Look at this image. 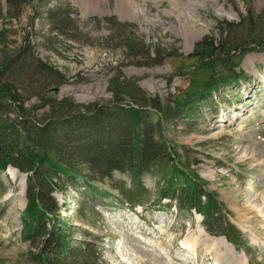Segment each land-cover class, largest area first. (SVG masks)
Returning <instances> with one entry per match:
<instances>
[{
	"label": "rangeland",
	"instance_id": "374dc122",
	"mask_svg": "<svg viewBox=\"0 0 264 264\" xmlns=\"http://www.w3.org/2000/svg\"><path fill=\"white\" fill-rule=\"evenodd\" d=\"M128 1L132 9L121 0H0V91L17 98L0 99V123L21 134L15 156L26 141L43 142L72 161L78 146L126 135L131 106L167 148L144 174L148 191L134 213L122 214L112 199L103 205L81 181L55 180L71 244L55 254L42 252L51 250L48 231L30 237L25 226L32 173L8 166L0 174V264H41L44 255L52 264H264V0ZM212 83L217 90H204ZM201 91L206 98L182 113L178 102ZM83 158L75 163L88 172ZM94 180L110 197L132 184L120 171ZM198 192L220 202L205 223L194 209L182 214ZM248 208L256 219H245ZM155 210L169 222L152 220ZM189 237L198 239L193 250ZM216 240L219 256L206 248Z\"/></svg>",
	"mask_w": 264,
	"mask_h": 264
},
{
	"label": "trees",
	"instance_id": "16d2710c",
	"mask_svg": "<svg viewBox=\"0 0 264 264\" xmlns=\"http://www.w3.org/2000/svg\"><path fill=\"white\" fill-rule=\"evenodd\" d=\"M263 28L262 31L261 28L259 29L260 34H264ZM252 34L254 33H249L251 36ZM241 75L242 74L238 73L236 77L241 78ZM57 84H60V81ZM209 86L211 88H207ZM49 87L50 86H43L42 90H48ZM207 87L205 86L204 90L207 91L210 89L209 91H212L211 89H217L218 85L212 83ZM203 92L201 91L198 97L194 93L192 95L188 94L184 101L178 102L181 112L188 114L190 111L189 106H191L194 101L204 98ZM7 96H11L13 101H17L16 94L13 93L12 90L0 91V99L6 98ZM125 112H127L128 117V124L126 126L128 133L126 135L122 133L120 138H108V142L96 141L94 145L87 147L78 146L77 153L79 156L76 158L79 159V157H84L83 159L85 162L91 164V169L88 172H82L80 170L79 164L75 163L76 158H73V162L69 161L67 158L60 159L58 155L51 153L43 142H34V144H31L26 141L27 144L25 146L20 145L18 148L19 150L15 147V151L18 150V152H20L19 154L16 153L17 156H15V153L12 151L14 148L13 146L17 143L18 136L21 135L17 132L18 130L15 126L9 125L13 127L11 130L13 134L11 133V135L6 138V134L3 138L0 136V174L5 172L9 165L16 166L21 171L32 173L28 178L27 185L28 203L24 214L25 226L29 230H32L30 231V237L31 235L35 236L36 234L44 233L43 231H48L47 242L51 250L49 252L44 250L42 251L43 254L50 252L55 254L56 251L59 252L63 249L67 252V247L69 248L71 246L69 242L70 225L67 222V218L60 217L61 213H59V210L61 206L54 197V191L59 188L57 182L62 180L63 176L67 179L81 181L88 189V192L93 194L98 193V196L104 199L106 196L103 197V189L99 190L97 185L93 184V180L95 178L102 181L106 178L110 179L114 171H121L130 176L132 183L128 188L121 190L126 200L135 204L140 202V198L147 193L142 179L143 175L149 172L154 166L160 164L162 156L166 154L167 148L165 143L153 142L151 131L145 124L143 114L138 108L131 106L127 108ZM7 125L8 124L0 123V129L9 127ZM39 130L41 131V128ZM19 156L22 157L18 158ZM55 180H57V182ZM39 182L41 185L50 188V195L49 190L44 191L40 188ZM198 193L202 194L203 192ZM198 193L190 196V199L192 200L193 198L194 201L190 205V208L196 207L201 211L205 216V221L216 218L220 210V202L217 197L210 193H203L206 200L205 203L202 204L196 201L197 195L198 197L200 196ZM66 208L67 206H65V209ZM46 221L51 222L49 228L46 225ZM66 252L62 254L64 257H67L66 255L68 253ZM44 256L41 257V264H52L54 258L51 260L49 256ZM65 259L67 258L61 259V261Z\"/></svg>",
	"mask_w": 264,
	"mask_h": 264
},
{
	"label": "bare ground",
	"instance_id": "6f19581e",
	"mask_svg": "<svg viewBox=\"0 0 264 264\" xmlns=\"http://www.w3.org/2000/svg\"><path fill=\"white\" fill-rule=\"evenodd\" d=\"M122 4L125 5V7H130V9H132L130 3L128 0H121ZM124 8V7H123ZM255 212V211H254ZM246 214H247V217L245 218L247 221L249 219H256L257 217V213H253V211H251L250 208L247 209L246 211ZM245 220V221H246ZM244 221V222H245ZM249 226H252L251 222L249 221ZM264 235V233H263ZM191 237L187 238L186 241H184V243L188 246V247H191L192 246V250L197 246V243H198V239L197 238H193V239H190ZM263 240V243H264V238L262 239ZM220 246H224V244L222 243L221 240H216L210 247L209 246H206L207 249H210L211 251L213 250L217 256L220 255ZM237 262H242V260H235V263Z\"/></svg>",
	"mask_w": 264,
	"mask_h": 264
}]
</instances>
